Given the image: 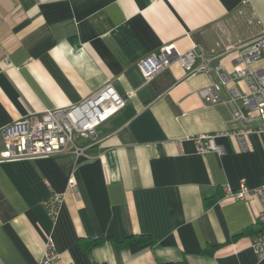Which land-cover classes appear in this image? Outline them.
I'll use <instances>...</instances> for the list:
<instances>
[{"label": "crops", "instance_id": "obj_1", "mask_svg": "<svg viewBox=\"0 0 264 264\" xmlns=\"http://www.w3.org/2000/svg\"><path fill=\"white\" fill-rule=\"evenodd\" d=\"M262 35L264 0H0V130L109 82L126 97L94 138L75 139L83 155L69 146L0 161V264H36L49 234L53 264H264L251 247L260 202L223 193L264 183L262 135H249L247 151L218 136L222 155L194 143L260 119L205 103L202 71L173 62L145 80L138 66L163 46L199 45L230 72L234 49ZM54 194L64 201L53 221L42 201Z\"/></svg>", "mask_w": 264, "mask_h": 264}, {"label": "built area", "instance_id": "obj_2", "mask_svg": "<svg viewBox=\"0 0 264 264\" xmlns=\"http://www.w3.org/2000/svg\"><path fill=\"white\" fill-rule=\"evenodd\" d=\"M198 64L195 65L196 61ZM210 59L199 45H194L185 53H179L173 45L163 46L159 51L144 55L138 62L145 80L177 62L188 73L202 71L208 78V84L198 90L205 103H223L232 107V118L250 120L252 115L260 119L261 125L256 128H241L231 132L199 134L194 137L198 153L213 151L219 155L225 153L222 144L215 138L232 137L240 151L249 149L248 137L258 132L264 139V35L243 43L234 49L232 70L227 71L221 64H210ZM259 63V64H258ZM246 85L243 92L235 82ZM223 90L227 96H221ZM126 97L119 94L109 82L77 104L65 108L46 109L39 114H29L7 125L1 130L0 161L34 159L47 157L65 151L69 146L72 153L83 155L86 146L75 144L77 137L94 138L98 126L106 122L125 105ZM238 103L244 110L240 109ZM91 145V144H90ZM68 186L74 188V180L68 179ZM224 197L232 200H244L255 197L261 208L256 216L260 226L253 237L251 247L257 259L264 257V183L250 188L241 181L237 189L223 187ZM64 197L54 194L42 201L49 217L54 221L62 207ZM60 259L52 236L45 239V247L36 264H53Z\"/></svg>", "mask_w": 264, "mask_h": 264}]
</instances>
